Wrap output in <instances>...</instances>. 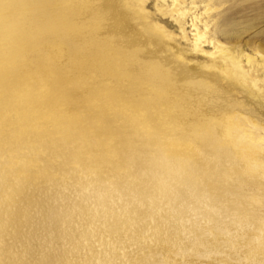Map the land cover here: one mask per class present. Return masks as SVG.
Returning a JSON list of instances; mask_svg holds the SVG:
<instances>
[{
    "label": "bare ground",
    "instance_id": "1",
    "mask_svg": "<svg viewBox=\"0 0 264 264\" xmlns=\"http://www.w3.org/2000/svg\"><path fill=\"white\" fill-rule=\"evenodd\" d=\"M72 1L0 0V264H264L253 241L264 233V51L220 40L210 0ZM131 21L142 38L127 32ZM45 44L77 59L89 50L109 67L117 52L127 77L149 63L159 97L201 67L188 51L227 63L205 67L204 112L133 111L157 161L131 147L119 167L77 181L56 163L105 154H82L96 145L82 115L37 106L39 94L55 98L64 74L12 87L4 71Z\"/></svg>",
    "mask_w": 264,
    "mask_h": 264
},
{
    "label": "rangeland",
    "instance_id": "2",
    "mask_svg": "<svg viewBox=\"0 0 264 264\" xmlns=\"http://www.w3.org/2000/svg\"><path fill=\"white\" fill-rule=\"evenodd\" d=\"M95 1L98 0H93V3ZM148 2L150 0L146 3L149 5ZM72 5L75 7L78 3ZM80 5L77 8L82 11L91 8L90 3L84 2ZM210 6V13L216 16L212 30L220 40L235 47L239 46L254 55L258 53L256 48L264 51V0H210ZM161 18L166 21L164 24L168 28L175 31V27L170 25L172 21L168 15ZM126 29L127 32L137 33L140 38L144 36L141 28L132 21L127 24ZM180 41L183 40L180 38ZM143 42L147 44L149 40L145 38ZM90 52L85 50L81 58L77 59L71 54L63 55L56 45L45 44L40 48L27 49L13 66L4 65L12 87L30 82L39 85L41 77L46 74H64L55 98L43 100L42 96L37 94V106L51 113L64 111L82 115L84 119L78 125L85 129L86 140L96 144L82 154H105L101 158L88 155L81 160L65 159L56 163V168L76 176L77 181L81 180L83 172L88 169L101 166L119 167L123 156L129 153L131 147H137L141 156L157 161L155 156L158 152L154 141L144 134L141 124L133 117V111L152 112L158 107L173 111L181 109L185 115L194 111L204 112V106L198 104L200 87L212 82V77L207 74L205 67L211 64V59H216L219 67H224L227 63L218 56L188 51L187 59L201 67L187 70V82L167 88L165 95L159 97L157 87L148 84L145 79L149 63L134 69L137 77H127L124 69L118 65L117 52L111 57L110 67L105 64L103 57ZM137 79L142 82L133 87ZM107 86L115 90L113 94H104L103 88ZM153 123L157 133L161 128L159 121L154 120ZM260 193L264 195L263 192ZM247 218H250L249 214ZM256 231L261 232L259 229ZM259 236L260 239L253 241L259 243L258 249L264 253V233ZM238 264L250 263L241 261Z\"/></svg>",
    "mask_w": 264,
    "mask_h": 264
}]
</instances>
